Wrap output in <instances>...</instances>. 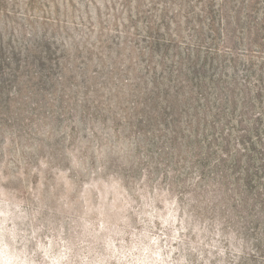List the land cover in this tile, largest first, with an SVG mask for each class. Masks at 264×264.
<instances>
[{"label": "rangeland", "instance_id": "rangeland-1", "mask_svg": "<svg viewBox=\"0 0 264 264\" xmlns=\"http://www.w3.org/2000/svg\"><path fill=\"white\" fill-rule=\"evenodd\" d=\"M0 264H264V0H0Z\"/></svg>", "mask_w": 264, "mask_h": 264}, {"label": "trees", "instance_id": "trees-1", "mask_svg": "<svg viewBox=\"0 0 264 264\" xmlns=\"http://www.w3.org/2000/svg\"><path fill=\"white\" fill-rule=\"evenodd\" d=\"M243 186L245 187V189H247V187L249 186V184H248V176H247Z\"/></svg>", "mask_w": 264, "mask_h": 264}]
</instances>
